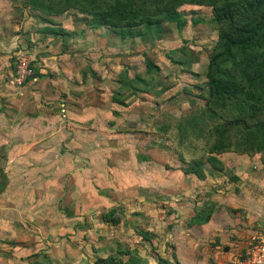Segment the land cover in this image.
Segmentation results:
<instances>
[{
    "label": "rangeland",
    "instance_id": "obj_1",
    "mask_svg": "<svg viewBox=\"0 0 264 264\" xmlns=\"http://www.w3.org/2000/svg\"><path fill=\"white\" fill-rule=\"evenodd\" d=\"M178 10L187 24L178 30L174 23H163L155 38L122 41L115 31L102 28L97 49L102 55L99 60L98 54L92 56L99 72L87 71L86 86L81 82L80 89H73L89 96L71 118L81 124L80 135L71 130V155H65L64 163L56 159L54 188L49 201L38 204L40 212L15 227L1 222L0 264H12L16 255L23 256L17 264H28L25 253H36L38 260L46 254L55 264H94L97 256L123 248L144 255L138 250L147 243L140 230L152 234L157 250L158 243H165V254L175 244L180 261L189 263L197 249L204 257L215 253L201 241L193 243L185 227L194 207L206 199L215 204L209 231L222 236L219 252L227 242L243 247L247 236L264 231V166L258 153H221L225 168L203 180L183 174L180 157L187 161L201 154L204 143L192 140L193 149H187L188 140L180 144L174 121L205 101L204 70L217 24L209 7L185 4ZM185 58L192 60L189 67L175 62ZM146 61L157 68L147 71ZM124 74L129 79L138 75L142 80L135 85H149V90L130 93L117 80ZM112 91L124 104L111 103ZM84 124L97 134L84 140ZM110 131L117 135L105 134ZM112 208L116 223L104 220Z\"/></svg>",
    "mask_w": 264,
    "mask_h": 264
},
{
    "label": "crops",
    "instance_id": "obj_2",
    "mask_svg": "<svg viewBox=\"0 0 264 264\" xmlns=\"http://www.w3.org/2000/svg\"><path fill=\"white\" fill-rule=\"evenodd\" d=\"M58 29L67 34L54 36ZM100 31L102 33V27L88 26L82 14L74 10L52 16L49 21L30 11L23 0H0V170L6 177V184L0 190V226L1 222L5 225L6 219L8 225L10 222L9 228L15 227L18 222L22 223V218L36 216L35 212H40L39 203L49 201L55 184V161L59 159L64 163L67 160L65 155H71V130L80 135V123L71 118L79 115L78 108L89 98L81 97L84 95L73 89H80L81 82L86 86L87 71L99 72L92 56L98 54L99 60L102 55L97 50L102 43ZM24 48L34 55L31 61L40 76L16 85L13 82L14 56L17 50ZM112 112L117 113L116 110ZM84 127L81 129L84 130V140L87 134H97L91 126L90 129ZM105 134L117 135L111 131ZM211 218L207 223H187L185 227L191 233V239L195 238L193 243H205L214 254L208 251L204 257V253L197 249V254L185 263L178 258L175 244L172 243V251L165 254L169 247L158 243L157 250L153 238L145 240L147 243L138 249L144 255L137 251L138 255L147 264H159L158 255L168 258L172 264H234L243 250L242 243H233L232 246L227 242L220 253L216 248L222 242V236L217 232L210 233ZM211 235H216L213 240ZM193 247L191 244L194 252ZM26 254L28 264H32L36 253ZM22 257H12V264L21 262ZM51 261L56 263L55 259Z\"/></svg>",
    "mask_w": 264,
    "mask_h": 264
},
{
    "label": "trees",
    "instance_id": "obj_3",
    "mask_svg": "<svg viewBox=\"0 0 264 264\" xmlns=\"http://www.w3.org/2000/svg\"><path fill=\"white\" fill-rule=\"evenodd\" d=\"M23 3L34 14L49 21L52 16L74 10L82 14L88 26L113 30L122 41L155 38L161 33L163 23H174L181 30L187 24V19L178 10L182 5L209 7L211 18L217 24V38L204 70L206 98L200 107L174 121L173 127L180 144L189 141L187 149H193L192 140L199 139L204 143L201 154L192 155L187 161L180 155L185 163L183 174L203 180L207 174L221 172L225 167L218 156L224 152L250 156L258 153L264 166V0H23ZM65 32L58 29L53 35L67 34ZM175 62L189 67L192 60L185 58ZM31 64L34 76H40L33 61ZM152 68L157 67L146 61V70ZM134 79L124 74L119 76L118 82L130 93L149 90V85L143 88L135 85L141 77L137 75ZM112 101L124 104L118 92H113ZM206 163L209 169L205 168ZM0 176L2 190L6 184L2 170ZM214 205L207 199L197 204L188 225L207 223L213 215ZM104 220L118 221L114 217V208L104 214ZM139 235L146 241L153 239L152 234L144 230H140ZM42 257L31 263L53 264L46 254ZM157 261L172 264L168 258L159 255ZM94 264L147 262L137 250L123 248L97 256Z\"/></svg>",
    "mask_w": 264,
    "mask_h": 264
},
{
    "label": "built area",
    "instance_id": "obj_4",
    "mask_svg": "<svg viewBox=\"0 0 264 264\" xmlns=\"http://www.w3.org/2000/svg\"><path fill=\"white\" fill-rule=\"evenodd\" d=\"M13 69V82L22 85L34 77L31 54L25 49L17 50ZM1 178V176H0ZM234 264H264V231L247 236L243 250Z\"/></svg>",
    "mask_w": 264,
    "mask_h": 264
}]
</instances>
